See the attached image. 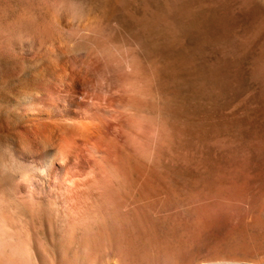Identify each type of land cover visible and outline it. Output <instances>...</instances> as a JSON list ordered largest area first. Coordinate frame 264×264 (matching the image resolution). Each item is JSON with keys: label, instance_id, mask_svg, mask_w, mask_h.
<instances>
[{"label": "rangeland", "instance_id": "rangeland-1", "mask_svg": "<svg viewBox=\"0 0 264 264\" xmlns=\"http://www.w3.org/2000/svg\"><path fill=\"white\" fill-rule=\"evenodd\" d=\"M14 1L0 0V30L22 19ZM115 3L138 20V54L126 55L125 62L116 56L113 46L125 52L133 41L132 31L113 20L100 26L104 33L98 42L82 45L83 55L101 60L116 56L123 71L134 77L129 88L137 90L127 101V113L133 112L135 120L139 117L141 147L120 160L119 181L90 206L87 235L78 230L67 235L54 264H264V252L245 259L213 254L210 249L196 254L191 207L186 203L201 179L222 173L249 174V184L264 188V0ZM184 20L193 21V29ZM60 51L74 54L62 43L46 46L43 54L56 63ZM11 55L0 50V143L6 141L9 124L3 98L30 85L29 76L36 70ZM166 63L168 74L161 72ZM58 97L63 105L68 101L61 94Z\"/></svg>", "mask_w": 264, "mask_h": 264}, {"label": "bare ground", "instance_id": "bare-ground-1", "mask_svg": "<svg viewBox=\"0 0 264 264\" xmlns=\"http://www.w3.org/2000/svg\"><path fill=\"white\" fill-rule=\"evenodd\" d=\"M116 1L124 6L123 0H15L22 19L0 30V50L36 69L29 76L30 85L3 98L9 124L6 141L0 144L11 145L12 152L0 151V264H54L67 235L74 230L87 235L90 206L119 181L120 160L141 147L139 117L134 119L133 110L127 113V101L137 90L129 88L134 77L115 61L117 55L123 61L128 54H138V20L118 10ZM113 20L132 31V45L125 52L113 46L117 53L113 60L84 56L82 45L102 36L100 26ZM186 21L193 29L194 22ZM54 43L68 45L74 54L69 56L62 48L53 63L43 50ZM169 65L161 72L168 74ZM59 94L68 98L64 105ZM250 177L222 173L201 179L200 187L189 193L186 203L191 207L196 254L210 249L213 254L243 258L264 252V188L249 184Z\"/></svg>", "mask_w": 264, "mask_h": 264}, {"label": "clouds", "instance_id": "clouds-1", "mask_svg": "<svg viewBox=\"0 0 264 264\" xmlns=\"http://www.w3.org/2000/svg\"><path fill=\"white\" fill-rule=\"evenodd\" d=\"M0 151H3V152H12L11 145H8V144H0Z\"/></svg>", "mask_w": 264, "mask_h": 264}]
</instances>
